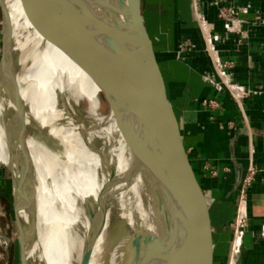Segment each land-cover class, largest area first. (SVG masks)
<instances>
[{
	"label": "bare ground",
	"instance_id": "bare-ground-1",
	"mask_svg": "<svg viewBox=\"0 0 264 264\" xmlns=\"http://www.w3.org/2000/svg\"><path fill=\"white\" fill-rule=\"evenodd\" d=\"M71 1L34 0L45 23L38 32L24 0H3L11 31V63L16 65L13 74L0 79V166L6 163L12 172L13 207L19 208L23 225L33 235L27 248L30 264H47L32 206L39 172L56 184L54 208L63 217L88 215L85 264H125L131 235L157 228L153 210L144 201V176L134 174L133 155L117 130L102 44L91 24L100 8L96 0H73L80 13L72 18ZM64 3L69 13L68 8L61 9ZM73 31L75 37L82 36L85 62ZM18 76L23 78L20 86ZM20 159L23 163L17 162ZM80 203L82 208H76ZM116 213L128 222V235L115 248ZM236 247L235 239L230 264Z\"/></svg>",
	"mask_w": 264,
	"mask_h": 264
},
{
	"label": "crops",
	"instance_id": "crops-1",
	"mask_svg": "<svg viewBox=\"0 0 264 264\" xmlns=\"http://www.w3.org/2000/svg\"><path fill=\"white\" fill-rule=\"evenodd\" d=\"M142 9L189 146L211 168L212 178L198 175L211 201L215 264H230L240 220L237 264H264V0H142ZM251 169L255 179L243 190ZM33 210L47 264H85L88 215L65 218L42 202Z\"/></svg>",
	"mask_w": 264,
	"mask_h": 264
},
{
	"label": "water",
	"instance_id": "water-1",
	"mask_svg": "<svg viewBox=\"0 0 264 264\" xmlns=\"http://www.w3.org/2000/svg\"><path fill=\"white\" fill-rule=\"evenodd\" d=\"M72 1L73 18L80 11ZM96 1L100 14L91 24L102 44L117 130L133 155L134 174L140 172L144 176V201L153 210L157 228L156 232L138 230L131 235L125 246V264H215L211 201L198 175L201 171L212 178L211 168L189 146L182 107L146 27L142 0ZM67 4H62L61 9L68 8L69 13ZM24 5L30 23L41 32L45 23L38 16L36 2L24 0ZM0 11L3 19L0 79H4L12 67V44L3 0ZM80 35L75 39L80 42L79 55L85 62ZM20 214L16 208L21 262L30 264L27 248L33 235L23 225ZM134 218L138 224V216ZM115 225L116 248L128 235V222L116 213ZM239 225L232 264H237L246 228L243 220Z\"/></svg>",
	"mask_w": 264,
	"mask_h": 264
},
{
	"label": "rangeland",
	"instance_id": "rangeland-1",
	"mask_svg": "<svg viewBox=\"0 0 264 264\" xmlns=\"http://www.w3.org/2000/svg\"><path fill=\"white\" fill-rule=\"evenodd\" d=\"M3 31V19L0 11V38L2 37ZM2 43L0 42V60L2 57ZM212 53V52H211ZM16 62H13L10 73L13 74ZM223 75L226 76L225 71H222ZM221 77L223 76L220 74ZM17 85L23 82L22 76H18ZM223 82H225L224 77H222ZM17 86V92H18ZM17 116L19 112L16 113ZM15 116V119L16 117ZM29 136L26 133L25 137ZM24 160L20 159L17 162L23 163ZM56 184L52 182L47 176L42 173H38L35 183V188L32 196V206L33 209L37 204L42 202V205L46 206L47 209H52L55 207V198L53 197V192ZM76 208H82L81 203L75 206ZM16 208L13 207L12 198V172L6 167V163L0 167V264H22L20 256V245H19V232L15 222ZM245 213V208L243 207L242 214ZM237 226V225H235ZM234 226V227H235ZM117 235V229L115 227L113 238L115 239Z\"/></svg>",
	"mask_w": 264,
	"mask_h": 264
},
{
	"label": "built area",
	"instance_id": "built-area-1",
	"mask_svg": "<svg viewBox=\"0 0 264 264\" xmlns=\"http://www.w3.org/2000/svg\"><path fill=\"white\" fill-rule=\"evenodd\" d=\"M222 16L225 17L226 14L222 13ZM255 175H256L255 171H253L252 169L249 170L248 175L246 176V178H245V180L243 182V190H246V189H248L251 186L252 182L255 179Z\"/></svg>",
	"mask_w": 264,
	"mask_h": 264
}]
</instances>
